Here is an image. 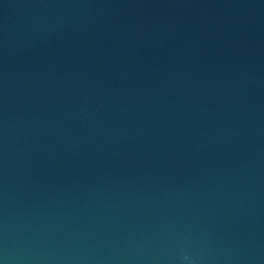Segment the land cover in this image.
<instances>
[{"label":"water","instance_id":"obj_1","mask_svg":"<svg viewBox=\"0 0 264 264\" xmlns=\"http://www.w3.org/2000/svg\"><path fill=\"white\" fill-rule=\"evenodd\" d=\"M0 264H264V0H0Z\"/></svg>","mask_w":264,"mask_h":264}]
</instances>
